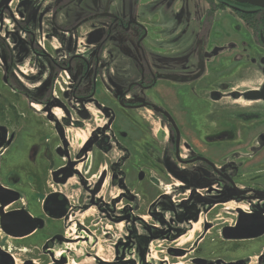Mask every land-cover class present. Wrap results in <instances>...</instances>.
I'll list each match as a JSON object with an SVG mask.
<instances>
[{"label": "rangeland", "instance_id": "obj_1", "mask_svg": "<svg viewBox=\"0 0 264 264\" xmlns=\"http://www.w3.org/2000/svg\"><path fill=\"white\" fill-rule=\"evenodd\" d=\"M11 1L0 0V8L3 4L14 6ZM61 1L66 0H55L54 2L60 3ZM37 2L26 0L23 6L21 0H17L18 13L24 19V21L18 20L20 27L26 24L32 29L36 36L34 42L33 37L28 36L23 30L19 31L17 23L10 20L6 14L0 16V182L3 184L18 182L17 189L22 201L25 202L24 205L26 206L27 202V206L37 212L41 208L42 192L54 189L52 176L56 175L55 171L64 178L69 176L66 185H55L67 194L73 211H70L71 214L67 217V227L62 243L59 242V245L55 246L57 249L51 252L52 264H200L195 263L188 256L177 257L172 254L187 252L190 253L189 256H193L196 252L191 253L194 249L192 245L198 247V253H204L205 248L207 249L208 252L206 251L204 255L213 260L207 263L228 264L237 259L235 257L246 259L243 261L245 264L261 263V259H258L256 255L251 259L248 258L260 252L264 246V203L261 201L226 203V198L219 197L215 183L210 181L213 175L203 170L198 172V162L195 167H183L173 160L170 151L172 132L169 123L160 116L157 117L145 111L142 114L133 113L132 116L129 114H127L129 116H120V113L114 116L115 113L112 112L111 122L106 125V119L101 114V109L108 111L104 100H98L96 97L92 100V104L86 106V102L82 101L78 104L77 101H71L66 97L64 90L67 91L69 86L70 74L62 73L64 76L62 79L66 80L62 81L61 88L59 84L55 85L56 77L52 71L51 60L54 58L62 62L64 57L68 56L85 55L84 57H87V51L78 50L82 45L81 42L79 46L77 45L78 39L92 27L99 26L102 21L94 20L84 23L78 34L63 35L55 31V27H51V31L47 28L46 21L37 18L42 8L41 2L36 5ZM81 2L85 4L81 6ZM174 2L175 5H173ZM136 3L137 0H68L65 8H62L63 14L58 16V22L63 27H71L78 18L89 15V11H103L107 14L111 10L115 14L126 17L127 15H138L142 20L154 26L163 27L159 22L161 20L156 18L162 16L164 23L168 22L173 25L170 34H174L173 43L179 47V50L170 56L158 55L157 57L150 52L148 57H150L152 66L160 74L170 78L189 74L188 67L192 65L193 60H189V57L195 59L196 54L204 53L207 44V52L203 54L206 61V77L202 78V83L205 86L201 85L198 89L201 101L191 93L194 92L193 85L186 87L190 91L177 92L173 100L168 99L173 103V112L175 109L176 116L174 117L183 141L181 144L184 147L183 155L198 153L219 163L231 161L237 168L236 171L242 184L264 183V104L261 101H247L243 97L236 100L235 102L249 108L247 109L249 112L235 114L237 115L235 119L229 117L230 119L224 120V116L222 121L228 122V125L222 126L226 132H220L215 129L218 118L223 112L222 107L217 110L209 101V93L213 90H220L219 84L221 83H228L238 94H243L247 90H257L264 83V57L261 52L264 50L259 48L256 37L254 36L253 39L249 31L241 26L242 23L234 12L224 10L218 11L211 22L215 27L211 29V35L198 33L199 28L204 24L199 17L208 8V4H204L201 0H148L139 7ZM180 5L182 8H179ZM155 11L159 14H154ZM227 14H232L236 22L229 23L225 17ZM240 27L243 29L242 33H240ZM182 30L183 32L179 34ZM134 33L136 31H131V34ZM231 42H238L239 51L233 62L240 66L236 67L233 64L232 72L218 77L215 75L216 72L226 63L224 60L220 63H210L214 55L210 52V47L211 45L216 46V51L223 53L230 49ZM32 44L36 51L45 52L47 55L36 54ZM155 44L161 47L159 43L155 42ZM128 45L130 46V42L122 44L121 47L128 55H132L137 48L135 43L132 50L127 48ZM105 55L107 56L103 53L102 57ZM228 55L230 56V54L226 56ZM247 57L253 62H244ZM113 58L108 57L109 63ZM77 61H79L78 58L65 65L70 68ZM242 62L244 65L241 66ZM74 74V72L71 73L73 77H75ZM110 75L112 76L109 79L103 76L97 80L99 84H106L102 87L104 93L111 87L109 83L114 87H120L124 82L133 81L139 73L137 68H134L132 60L120 67L115 66ZM181 87L184 86H175V91ZM161 88L163 86H160L159 91L155 90L153 99L165 107L168 103L162 97L164 94L161 90L164 89ZM50 90H52V95H48L47 100L52 102V109L48 117L45 111L39 110L47 102L46 99L42 100L43 93ZM229 90L225 88L224 91L227 94L223 95L231 97L233 99L231 101L234 102L235 97L230 95ZM184 104H188L192 111L186 112ZM222 105L223 103L220 104ZM115 106L117 108V105ZM218 112H221L219 117ZM55 119L59 122L65 144L70 146L69 153L73 162L78 163L75 167L78 166L79 170L83 169L81 175H74V172L67 170H57L58 166L66 162L68 152L61 142L57 143L55 134L57 136L58 129L55 127ZM82 119H87V122H80L79 120ZM131 120H136V122ZM231 124H233L232 127ZM103 125H106L105 130L110 132L109 138L101 139L105 136V133L101 132L103 130L93 132ZM120 129L129 130L133 137L127 142L128 151L122 148L125 147L123 139L128 140V136H123ZM92 133H96L94 139ZM140 140L141 150H143L142 157L145 156L142 163L134 158L140 148ZM85 143L88 144L86 149L91 151L89 154L81 150ZM97 145H104L101 149L103 154L96 153ZM150 151H152L151 154ZM81 153H85V157H88L84 164L77 161ZM123 155H127L125 163H123L125 160ZM115 160L117 165L111 167V163ZM68 166L67 164L66 167ZM105 168L110 170L106 178H102L99 198L101 203L103 202L101 207L109 209L110 213L106 215L99 211L98 207L91 206L90 197L82 188L83 182L87 187L92 188ZM111 169L115 173H118L120 169L118 175H121L122 171L128 172L127 196L117 197L123 190L122 184L119 183V178L112 174ZM45 180L47 189H44ZM197 189L201 192L204 189V191L199 194L196 192ZM161 193L168 194L161 197ZM158 194L160 196L157 197ZM182 198H188V200L180 201ZM126 204V208L129 206L127 213H121V206ZM215 204H220L222 207L211 209ZM238 204L250 205L255 209L254 219H252L255 224L258 223L257 219H260V227L253 233H247L245 241L241 238H233L224 227L238 220V227L243 228L250 221L251 218L247 216L236 218V215L242 214L234 210ZM122 214L126 218V233L130 232L128 237H124ZM139 215L146 216L144 219H139L137 217ZM166 217L175 219L172 226L177 231L171 238H161L157 235L158 233H153L154 223L164 221ZM178 219L181 222L177 221ZM76 223L82 224V227L89 226L92 229L88 230V233L92 235L91 238H80L79 235H86V233L81 232L80 228L77 231ZM46 224L45 220L41 223V227L47 228ZM204 226L211 229L214 226V228L198 244L200 239H197L196 234H201ZM51 227L50 234L58 231L57 224ZM194 229L196 231H193ZM189 230L191 231L188 232ZM47 233L40 236L39 232V235L34 237L36 240L34 238L30 240V249L27 251L29 256L37 254L45 257L46 260L49 259L45 254L46 248L41 244L46 239ZM152 233L156 235L154 241L151 240ZM142 236L148 237L144 239L141 238ZM4 240H1V244H4ZM38 240L40 243H37ZM245 245L246 249L243 250ZM170 248L176 250L172 251ZM140 253H142L141 257ZM219 259L224 260L215 262ZM39 262L45 264L42 261ZM18 264L23 263L18 262Z\"/></svg>", "mask_w": 264, "mask_h": 264}, {"label": "flooded vegetation", "instance_id": "obj_2", "mask_svg": "<svg viewBox=\"0 0 264 264\" xmlns=\"http://www.w3.org/2000/svg\"><path fill=\"white\" fill-rule=\"evenodd\" d=\"M54 1L55 0H44V1L39 0V2H37V0H35V2H37L36 5H39L40 2L42 4V8L38 12L37 18L41 19V21H46L47 28L51 29V27L52 28L55 27V31L57 32L59 31V33L63 35L70 36L72 34H78V32L82 29L84 23H88L94 20L102 21V23H100L99 26L92 27L87 33H85L83 36H81L78 39L77 45L78 46L80 45L79 42H81L82 44L81 48H79L78 50L84 51V52L87 51L88 52L86 55L87 57H84L85 55L80 56V57L79 56H72V57L68 56V57H64L62 62L57 61L54 58L51 60L52 65H53L52 71L54 72L55 77H56V79L54 80L55 85L59 84L61 88L62 81L66 80L65 78L62 79V76H63L62 73L70 74L69 76L70 80L68 81L69 86L67 88V91L64 90V95L66 97H68L71 101H77L78 104L82 101L86 102L85 103L86 106L88 104H92L91 103L92 100H94L96 97L98 98V100H104L103 102L104 103L106 102L105 104L108 107V111L106 110L103 111L101 109V114L106 119V125L111 122L110 115L112 114V112L115 113L114 116H116L117 114L119 115V113H120V116L122 115L132 116L133 113L139 112L140 114H142L144 113V111L152 113L153 115L157 117L160 116L163 120H166L169 123L170 130L172 132L170 135V151L172 152L171 157H173V160L180 163L183 167H187V166L195 167L196 162H198L199 163L198 172L200 173L203 170L213 175V178H211L210 181L212 183L213 182L215 183L216 185L215 188L218 189L219 197L226 198L225 200L226 203L228 202H231V203L232 202H235V203L250 202L251 203L254 201H261L264 203V199H259L256 195L257 192L259 191L264 192V183L258 182L255 185L242 184L239 178V174L236 171L237 168L235 164H233L231 161L226 162V163L224 162L219 163V162L212 160L211 158H208L198 153H192L191 155H183L182 151L184 147L181 145L183 141H182V136H181L178 123L174 117L176 116L175 109L173 112V109H172L173 103L171 102V100H168V99L173 100V97L176 96L177 92L190 91L186 87L189 85H193L194 92H191V93H193L194 96H196L199 99V101H201V98L199 97L200 92H198V89L200 88L201 85H204L202 83V78L206 77V61L204 60L203 54H206L207 52L206 50L208 49L207 44L205 45L204 53L199 52L198 55L196 54L195 59L194 57H189V60L193 59L191 62L192 65H189L188 67V69L190 70L189 74H185L184 76H181V77L170 78L168 76H164L160 74V72L152 66V62L149 60L150 57H148V54L151 52L152 54L155 55V57H157L158 55L170 56L178 52L179 47L174 45L173 43L174 34L173 33L170 34V31H172L171 27L173 26L171 23H168L169 26L167 27L164 26V29H163V28H160L161 26H154L151 23H148L142 20V18L139 17L138 15H134V16L127 15L126 17L120 14H115L114 11L109 10L107 14L104 13L103 11H95V12L89 11V15L82 17V18H78V20L73 25H71V27L70 26L63 27L58 22V16H61L63 14L62 8H65L66 2L68 0L61 1L60 3L54 2ZM141 1L146 2L148 0H141ZM201 1L204 4H208V8H206L203 14L199 17L201 19V22H204V24L201 28H199L198 33H201V34L205 33L208 36L211 35L210 34L211 29L214 27V24L211 22L215 19V16L218 13V11L222 12L224 10V11H230L231 13L234 12L237 15V18L241 21L242 23L241 26L246 28V30L249 31L253 39H254V36L256 37L259 48L261 50H264V8L253 6L247 3H240L235 0H201ZM21 3H23V6H25L24 3H26V0H21ZM177 3H180V2H177ZM11 4H13L14 6L12 5L10 6L9 4H3L1 6L0 16L6 14L10 18V20H12L14 23H17V26L20 29L19 31L23 30L24 32L28 34V36L30 37L32 36L33 42H34V38L36 36L32 32V29L26 24L20 27L18 20L24 21V19L18 13L19 9L17 8V5L19 4H17V0H12ZM84 4L85 2L80 3L81 6ZM139 5H140V0H137L136 6L139 7ZM173 5H175V2L173 3ZM179 8H182V6L180 5ZM154 14H159V12L155 11ZM225 17L229 23L236 22L232 14L230 15L227 14L225 15ZM159 19L161 20L159 21L160 24H162L164 22L162 16H160ZM133 30L136 31V33L131 34V31ZM240 31H241L240 33H242L243 31L241 27H240ZM181 32H183V30L180 31L179 34H181ZM116 42H119V44H115ZM126 42H130V46L129 45L127 46V48H130V50H132V46L135 43L137 50L135 49L136 52H133L132 55L130 54L128 55L126 51L123 50L121 47L122 44ZM146 42L147 44H145ZM155 42L159 43L161 47L155 44ZM87 45H89V47ZM229 47L230 49H228L227 51H224L223 53L222 52L218 53L216 51V46L214 47L213 45H211L210 47V52L214 54L211 57L210 63H217V62L220 63L221 60H224V62L226 63L225 65L220 64V66L221 65L222 66L219 68V70L215 74L218 77L225 76L229 74L230 72H232L231 70L232 66L234 65L236 67L240 66L239 64H235L233 62L239 51L238 42L237 43L231 42L229 44ZM32 48L36 54L47 55L45 54V52L39 53L38 51H36V49H34L33 44H32ZM261 52L263 53L262 57H264V52L263 51ZM103 53L107 54V56L105 55V57H102ZM227 54H230V56L229 55L226 56ZM109 56L114 57L111 60V63H109V59H108ZM77 58L79 61L73 64L70 68L68 65H65V64L74 62ZM132 60L134 63V68L135 67L137 68L139 75L135 77L133 81L124 82L122 86L120 87L118 86L114 87L111 83H109L111 87L107 90L106 93H104L102 91V87H104V85L106 84L105 83L99 84L97 80L101 79L103 76H107V79L111 78L112 75L110 74H112V72L114 71L115 66L120 67L121 65H125L128 61H132ZM249 61L253 62V60L247 57L244 62L248 63ZM244 62H242L241 66L244 65ZM254 63H257V62H254ZM6 65H8V63ZM73 72L75 73L74 74L75 77L71 75V73ZM263 73H264V69H263ZM178 85H182L184 87H181L178 91H175V86H178ZM160 86H163V88L161 89H164V90H161V91L163 92L164 96H166V98L164 96L162 97L168 103V105L165 107L153 99L155 90L159 91ZM219 86L221 88L220 90H213L211 93H209V97H210L209 101L214 104L215 109L218 110L222 107V110H223L222 113L221 112L217 113L218 117L220 116V113H221V117L218 118L219 121H217L218 123L216 124L215 131H220V132L225 131L226 132V129H223V127H225V125H228V122L222 121L224 116H225L224 120H226V118L228 119L229 117L230 118L234 117L235 119L237 117V115L235 114L249 112V110H247L249 108L242 106L239 102H235L236 100H239L241 97L245 98L247 101H261L264 104V99H261V98L254 99V98H250L247 96L248 92L255 91V90H250V91L247 90L243 94H238L228 83H221L219 84ZM263 86H264V83L256 91L261 90ZM225 88L230 89L229 90L231 91L229 92L230 95L235 97L234 102L231 101L233 100L231 99V97L223 95V94H227L224 91ZM48 95H52V90L44 92L42 95L43 97L42 100L43 99L47 100ZM177 95L179 96V94ZM58 98H59V95H58ZM222 103L223 105L220 106V104ZM115 105H117V108H115L116 107ZM51 107H52V102L50 100H47V102L44 104V107L39 111H45L48 117H50V114H51L50 112L52 109ZM178 107L179 106H177V108ZM191 109L192 108L188 104H184V110L186 112L192 111ZM91 115L92 116L94 115L93 112H91ZM79 121L84 123V121L87 122V119H82ZM133 121L134 123L136 122V120H133ZM220 121L223 124H221ZM54 122H55V127L58 129V131L56 132L57 136L55 134V137L57 138V143L61 142V144L66 147V150L68 152V156H66L67 158L66 162L62 161L64 163L58 166L57 170L58 171L67 170L68 172L69 171L74 172V175H79V174L81 175L83 169L79 170L78 166L75 167V165H78V163H74L71 158V155L69 153L70 146L68 147L63 140V132L60 129L59 122L56 119ZM64 122L66 121L64 120ZM233 124H231V127L233 126ZM106 125L99 126L100 127L99 129L96 128L95 130H93V132L94 131L100 132L101 130H103L101 132H104L105 136L101 139L109 138L110 132L105 130ZM60 130L62 134L60 133ZM120 130L123 136H128V140L122 138L125 144V147H122V148L128 151L129 145L127 144V142L129 140H132L133 137L130 135L129 130H123V129H120ZM93 134L94 133H92L91 135H92V138L94 139V136L96 133L94 135ZM98 142L96 144H98ZM87 145L88 144L85 143L84 146H82L81 150L82 152L89 154L91 153V151L86 149ZM97 147L96 148L98 150H96V153H98V155L103 154L101 149L104 147V145L102 146L97 145ZM141 148L142 147H141V140H140V148L138 149L137 154L134 155V158L138 159L142 163L145 156L142 157L143 150H141ZM85 153H81L79 159L77 160V161L82 162V164H84L85 160L88 159V157H85L84 155ZM146 153H148L147 150H146ZM151 153L152 151H150V154ZM123 156L125 158L123 163H125L127 159L126 158L127 155H123ZM118 159H120V157ZM220 161H222V159ZM67 164L69 165L68 166L69 168L66 167ZM111 164H112L111 167H114L115 164L117 165L116 160L113 161V163ZM109 170H110L109 168L108 169L105 168L103 172H101L98 180L95 182L92 188L87 187L85 182H83V186H82L83 190L90 197L91 206L98 207L99 211L104 212V215L110 212H109V209L107 208L105 209L101 207L103 202L101 203V199L99 198V193L101 191L100 188L103 183L102 178L103 177L106 178V176L108 175L107 172ZM118 170L120 171V169ZM56 172L57 171H55V174H56L55 176H52V173H51L52 180L54 183V189L48 192L41 191L43 193V196L40 198L41 208H39V211L34 212L29 206H27V202H26V206H27L26 207L24 205L25 202L22 201V197H20V195L18 197V200L13 202L6 209L10 211V210L24 208L28 210L34 216L35 220L39 223V225L33 233L27 236H24V237L10 236L9 234L5 233L0 227V235H2L0 239V264H18V262H21L23 264H41L39 261H42L45 264H52L53 256L51 255V252H54L57 249L55 246L59 245V242L62 243V238L64 236V233L66 232L65 229L67 227L66 225L68 221L67 217L70 216L71 214L70 211H73V207L70 201L68 200V197L66 196L67 194H65L63 190H59L58 188L55 187V185L56 186L66 185V183L68 182L69 176L67 178H64L63 176L58 175V173ZM118 173H115L114 171L112 173V174H115L119 178L118 181L119 183L122 184L123 190H121V194H118L117 197H120L121 195L127 196L126 178H127L128 172L122 171V174L121 175L119 174L120 176H122L121 178L118 175ZM140 176H141V173H140ZM44 182H45L44 189H47V181L45 180ZM1 184L6 188H10L18 192V189H17L18 182L17 183L7 182L4 184L1 183ZM210 189L211 188H209V190ZM202 190L204 191V189ZM196 192H198L199 194L202 193L201 191H199V189H197ZM229 192L239 193V195H230ZM191 193H192V190L190 191V195ZM161 194H162L161 195L162 197V196L167 195L168 193H161ZM158 196H160V194H158L157 197ZM117 197H115V199ZM188 198H182V200L180 201H187ZM126 207H127V204L121 206V213H125L128 210L129 206L128 208ZM216 207L217 209H219L220 207H222V205L215 204L211 209H215ZM234 210L236 211V213H242L241 215H236L237 216L236 218L240 216H247L251 218L249 219L250 221L243 228L238 227V224H239L238 220H236L234 224H231V225L226 224L224 225V227L227 228L226 231L230 234V236H232L233 238H238V239L241 238V240L243 239L245 241L244 238L247 237L246 235L247 233L249 232L253 233L260 227V219L259 218L257 219L258 221L257 224H255V222L252 220L254 219L253 215H255L254 214L255 209L252 208L250 205L247 206V205L238 204L236 205ZM131 211H133L132 207H131ZM144 216L146 215H139L137 217L139 219H144L145 218ZM263 216H264V213H263ZM122 218H123L122 223H124V233H125L124 237L125 236L128 237L130 235V232L126 233V223H125L126 218L124 215ZM169 218L170 217H166L164 218V221H158L154 223L155 226L153 227L154 228L153 233H158L157 235L161 238L163 237L171 238L172 235H175L177 229H175L172 226L175 222V219H169ZM45 220L47 223L46 225H48L47 228L41 227V223ZM177 221L181 222L180 219H178ZM189 222L191 221L189 220ZM54 224H57V226H59L58 231H56L53 234L52 233L50 234L51 232L50 229L52 230L51 226H53ZM166 225L168 227H166ZM89 228H90L89 226L82 227V224L76 223V230L78 231L79 229L81 232L86 233V235H79V237L82 236L81 238H84V239L88 237L91 238L92 235L88 233ZM148 228L150 229V227ZM213 228L214 226L212 227V229ZM212 229L205 228L204 226V229L201 232V234H196L197 239L198 238L200 239L198 241V244L203 240V238L209 231H212ZM90 230L92 229L90 228ZM190 231L191 230H189L188 232ZM193 231H196V229H194ZM39 232H40V236L41 234L48 232L46 239H44V242L41 243L46 248L45 254H47L49 257V259L47 260L45 257L41 255L36 254V255L29 256L27 254V251L30 249L29 248L30 240L33 239L35 236H38ZM153 233L151 234L152 241H154L153 239L156 238V235H154ZM147 237L142 236L141 238L145 239ZM1 240L5 241L4 244H1ZM37 243H40L39 240ZM192 247L194 249H192L191 253L196 252V254L193 256H189L190 253H187V252L183 254L175 255L174 253H172V251L176 250L174 248H170L172 250L170 253H172L173 256H177V257L181 255L183 256L185 255V257L188 256L189 259H191L195 263L199 262L200 264H213V262L207 263V261L209 260L213 261V260L212 258L210 259V257H207L206 255H204V253H206L207 251L206 248L204 250V253H198L197 251L198 247L197 246L195 247L194 245H192ZM245 249H246V245H245V248H243V250ZM185 250L186 249H184V251ZM141 254L142 253H140V257H141ZM168 255H171V254H168ZM254 255H256L258 259H261L260 261L261 263L259 264H264V246L260 252H256L255 254H252L248 259H251ZM168 258L166 259L168 260ZM235 258L237 259H234L233 261H231V263H228V264H245L243 261L246 259L241 258V257H235ZM221 260H224V259H219L215 262H220Z\"/></svg>", "mask_w": 264, "mask_h": 264}, {"label": "water", "instance_id": "obj_3", "mask_svg": "<svg viewBox=\"0 0 264 264\" xmlns=\"http://www.w3.org/2000/svg\"><path fill=\"white\" fill-rule=\"evenodd\" d=\"M240 3H247L253 6L264 8V0H235ZM250 98L264 99V86L259 91H250L247 93ZM230 195H239V193L229 192ZM259 199H264V192H257ZM18 192L13 189L6 188L0 183V227L1 229L13 237H24L33 233L39 223L34 216L26 209L6 210L13 202L17 201Z\"/></svg>", "mask_w": 264, "mask_h": 264}, {"label": "crops", "instance_id": "obj_4", "mask_svg": "<svg viewBox=\"0 0 264 264\" xmlns=\"http://www.w3.org/2000/svg\"><path fill=\"white\" fill-rule=\"evenodd\" d=\"M140 4H143V1L140 0ZM159 17H160V16H157V18H159ZM162 25H163V27H160V28H163V29H164V26H165V27L169 26L168 22H167V24L163 22ZM170 27H171V26H170ZM90 236H91V235H90ZM81 237H82V236H81ZM81 237H80V238H81ZM80 241H81V240H79V242H80ZM79 242H78V244H77L78 247L80 246V243H79ZM77 246H76V247H77Z\"/></svg>", "mask_w": 264, "mask_h": 264}]
</instances>
